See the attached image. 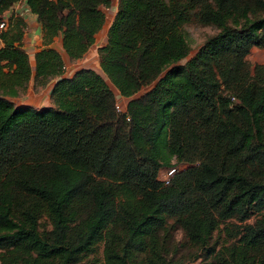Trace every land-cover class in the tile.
<instances>
[{"label": "trees", "instance_id": "16d2710c", "mask_svg": "<svg viewBox=\"0 0 264 264\" xmlns=\"http://www.w3.org/2000/svg\"><path fill=\"white\" fill-rule=\"evenodd\" d=\"M25 3L44 45L31 61L21 16L0 33V264H177L160 236L171 216L214 264H264V62L245 56L264 44V0H117L103 74L70 75L50 43L61 33L67 59L81 57L110 0ZM192 19L217 31L180 62ZM31 77H57L51 104L10 97ZM166 151L185 166L164 183Z\"/></svg>", "mask_w": 264, "mask_h": 264}, {"label": "rangeland", "instance_id": "374dc122", "mask_svg": "<svg viewBox=\"0 0 264 264\" xmlns=\"http://www.w3.org/2000/svg\"><path fill=\"white\" fill-rule=\"evenodd\" d=\"M116 3L117 0H110L109 5L103 6V10L105 12L106 18L103 26L98 30L99 32L97 31L94 42L89 46V48L84 52V54L81 57L73 60L69 59L67 61V64L65 63L66 65L64 66L65 67L64 75H70L75 69H77L80 66L91 67L103 74L99 64V55L97 48L99 45L105 43L106 41L107 28L115 13ZM184 29H185L186 38L190 45V49L189 52L179 60L180 62H184L186 59L191 57L197 50L198 46L205 40V38L208 35L213 34L217 31V26L213 23L205 24L192 19L184 24ZM249 64H250V69L253 70L254 65H252L250 62ZM56 79L57 77H53L50 79V81L53 83ZM110 85L113 88V90L118 94L117 88H115V86L111 83ZM43 87L44 86L42 87L39 86L38 88H34L33 78L31 77L24 90L19 91L18 94L10 97L17 104L28 103L29 105H32L34 107L49 105L52 103L50 92H49V96L45 95L44 91L39 92L40 89L42 90ZM148 87L149 85L144 86L141 90H139L136 93V95L141 94ZM31 88L34 90L33 92L31 91ZM37 92H39L40 97L43 98L42 105H33L35 104L34 102H36L34 100V95H36ZM116 98H119L120 100L124 99L125 101H127L128 99L126 97H123L122 95H117ZM166 155L168 157L167 161L169 162V165L170 164L175 165L176 170L184 168L185 164L182 162H177L176 157L174 155L167 154V151H166ZM167 165H168L167 163H164L159 168L157 173L158 178L162 177L161 175L165 169L164 167ZM86 209H87V205L82 206L81 212L85 211ZM252 219L253 216H251L248 220H252ZM51 227L52 224L50 223V220L47 217L46 213H41L38 218L39 230L42 233H47L51 229ZM160 236L163 238V241L167 245V249H168L167 256L172 258L177 264H214L212 256L208 255L206 252L207 247L201 248L196 246L195 244L190 243L181 224L174 217L171 216L168 218L166 227L160 231ZM213 238L214 240L221 239L216 236V231H214ZM212 242L213 239L209 243ZM97 249H98L97 254H101V242L98 245ZM74 264H80V263L75 262Z\"/></svg>", "mask_w": 264, "mask_h": 264}, {"label": "crops", "instance_id": "0c3cea01", "mask_svg": "<svg viewBox=\"0 0 264 264\" xmlns=\"http://www.w3.org/2000/svg\"><path fill=\"white\" fill-rule=\"evenodd\" d=\"M2 14H6V15L8 14L9 16L10 15L21 16L23 18L24 28H23V36H22V47H24L25 50L28 52L29 58L32 61L33 53L36 51L38 47H42L44 45L42 42L41 24L37 20L36 13L32 12L28 8V6L25 3V0H20V1L14 2L9 8L5 9L2 12ZM2 43H3L2 39L0 38V46L2 45ZM50 45L54 46L56 49H58L62 53L65 63L67 64V61L69 59H67L63 51L61 33H58L57 35L54 36ZM245 56L252 65H255L256 63H263L264 62V44L263 45H256V44L251 45L249 48V51L246 53ZM51 85H52V82L50 81L43 87L44 89L43 88L42 90L40 89L39 92L44 91V94L49 96ZM31 91L33 92L34 90L31 88ZM39 92H37L36 95H34V100L36 102H34L35 104L33 105H42L43 98L40 97Z\"/></svg>", "mask_w": 264, "mask_h": 264}, {"label": "built area", "instance_id": "2783aa9c", "mask_svg": "<svg viewBox=\"0 0 264 264\" xmlns=\"http://www.w3.org/2000/svg\"><path fill=\"white\" fill-rule=\"evenodd\" d=\"M9 24V15L6 14H0V33L5 30L8 27ZM234 98V97H232ZM124 99L120 100L117 98L116 100V108L118 110H123L124 109ZM164 171L162 173V177L160 179L163 180L164 183L168 182L171 175L175 172L176 166L175 165H169L164 167Z\"/></svg>", "mask_w": 264, "mask_h": 264}]
</instances>
